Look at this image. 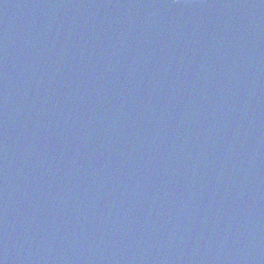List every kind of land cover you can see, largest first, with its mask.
<instances>
[{
  "label": "water",
  "instance_id": "95a60500",
  "mask_svg": "<svg viewBox=\"0 0 264 264\" xmlns=\"http://www.w3.org/2000/svg\"><path fill=\"white\" fill-rule=\"evenodd\" d=\"M0 264H264V0H0Z\"/></svg>",
  "mask_w": 264,
  "mask_h": 264
},
{
  "label": "clouds",
  "instance_id": "9594fccd",
  "mask_svg": "<svg viewBox=\"0 0 264 264\" xmlns=\"http://www.w3.org/2000/svg\"><path fill=\"white\" fill-rule=\"evenodd\" d=\"M177 2V0H173V3Z\"/></svg>",
  "mask_w": 264,
  "mask_h": 264
}]
</instances>
